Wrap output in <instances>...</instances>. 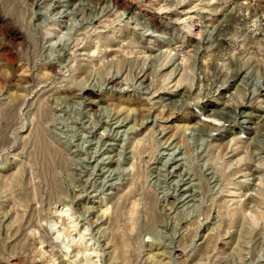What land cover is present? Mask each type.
Segmentation results:
<instances>
[{
    "label": "rangeland",
    "instance_id": "1",
    "mask_svg": "<svg viewBox=\"0 0 264 264\" xmlns=\"http://www.w3.org/2000/svg\"><path fill=\"white\" fill-rule=\"evenodd\" d=\"M0 264H264V0H0Z\"/></svg>",
    "mask_w": 264,
    "mask_h": 264
}]
</instances>
